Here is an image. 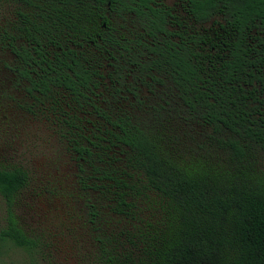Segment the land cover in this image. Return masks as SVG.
I'll list each match as a JSON object with an SVG mask.
<instances>
[{
	"label": "trees",
	"instance_id": "16d2710c",
	"mask_svg": "<svg viewBox=\"0 0 264 264\" xmlns=\"http://www.w3.org/2000/svg\"><path fill=\"white\" fill-rule=\"evenodd\" d=\"M263 170L264 0H0V257L264 264Z\"/></svg>",
	"mask_w": 264,
	"mask_h": 264
},
{
	"label": "rangeland",
	"instance_id": "374dc122",
	"mask_svg": "<svg viewBox=\"0 0 264 264\" xmlns=\"http://www.w3.org/2000/svg\"><path fill=\"white\" fill-rule=\"evenodd\" d=\"M32 141L33 139L29 142L28 150L33 147ZM35 144L38 146L37 142ZM37 153H39V150L36 147L31 153H27L26 157H30V155L34 157ZM10 162L13 163V160H10ZM2 212L3 210L0 209V219L3 216ZM21 212V209L17 210V215L22 216L21 222L26 228V233L33 238L35 236L40 237L44 242L39 243L30 251L10 248L0 257V264H79L78 258L69 254L71 253L70 249L62 242L63 240L59 235L62 227H60L59 222H52L50 218L46 221L39 218L38 215L36 217L32 212H30V215H23ZM58 220H63V218ZM48 235L54 236L58 243H51Z\"/></svg>",
	"mask_w": 264,
	"mask_h": 264
}]
</instances>
